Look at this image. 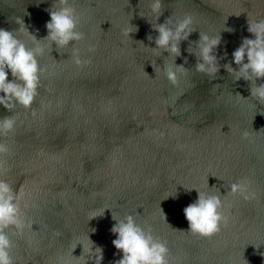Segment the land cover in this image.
<instances>
[{"label": "water", "instance_id": "95a60500", "mask_svg": "<svg viewBox=\"0 0 264 264\" xmlns=\"http://www.w3.org/2000/svg\"><path fill=\"white\" fill-rule=\"evenodd\" d=\"M161 2L158 21L152 0H69L84 39L58 49L42 40L58 0H0V28L44 49L32 106L0 105V119L15 120L0 135L8 146L0 179L23 193L26 223L22 233L6 230L14 264H95L88 237L110 264L122 257L112 215L128 214L167 242L169 264H264V103L251 97V82L223 67L242 38H252L247 20L264 19V0ZM186 15L195 31L181 41V55L154 50L152 25L168 18L172 27ZM17 18L38 41L16 31ZM199 33L221 36L215 77L197 72L196 55L186 51L198 52L191 42ZM73 48L86 63L73 62ZM174 62L185 67L175 85L164 72ZM241 180L255 198L231 193ZM196 189L222 200L227 223L211 237L188 231L183 209Z\"/></svg>", "mask_w": 264, "mask_h": 264}, {"label": "clouds", "instance_id": "9594fccd", "mask_svg": "<svg viewBox=\"0 0 264 264\" xmlns=\"http://www.w3.org/2000/svg\"><path fill=\"white\" fill-rule=\"evenodd\" d=\"M58 5L57 7L53 4L49 10L50 20L46 22L47 36L42 40L47 39L55 42L57 48L60 49L67 47L73 41L84 39V33L77 30L79 17L69 0H58ZM162 7L161 0H152L150 4L151 11L158 14V21L162 15ZM54 8L55 10H53ZM16 22L20 25L16 31H24L31 36L34 42L38 41L22 19L17 18ZM192 24L193 18L186 15L183 19L176 21L172 27L169 26L168 18L163 23L152 25L153 29L158 32V36L154 39L156 47L153 49H163L174 58L180 56L181 41L188 40L195 31L191 27ZM247 24V31L252 34V38H242L241 44L232 52V62L223 65V67L235 80L238 81L242 78L244 81L251 82V97L264 103V83H256L258 79H264V19H248ZM227 30L232 31V29ZM134 31H138V28L134 27ZM132 32L133 30L130 28L125 30L124 34L130 37ZM148 39L153 40V37L149 36ZM191 43L196 44L198 52L192 51L190 45L186 51L196 55V71L215 77L221 69L217 57L221 36L199 33L198 41ZM89 50H92L91 47ZM43 53V47L37 45L29 48L14 35V31L0 28V105L10 111L17 104L26 109L32 106L38 95L40 73L44 71L39 66L37 57ZM71 58L77 66L86 63L81 59L79 50L76 48H73ZM185 63H187L186 57ZM232 63L236 67H232ZM184 70L183 64L177 65L175 62L173 66L165 65L164 67L166 78L174 85L177 83V71ZM9 71L13 77L11 80L8 78ZM237 95L240 94L237 93ZM14 128L15 120L12 116L0 119V135L6 136ZM247 135L248 133L245 132L244 136L247 137ZM7 152L8 146L0 142V154ZM6 171L3 163H0V174L6 173ZM230 191L233 195L239 193L246 200L255 198V193L248 192V186L242 180L232 183ZM197 192V199L183 209L188 222V231L202 237H211L221 230L222 223H227V217L223 216L220 211L223 207L222 200L219 194H207L199 190ZM22 196L23 193L20 190L14 191L11 184L0 179V264H14L10 254L13 243L6 230L12 229L13 232L22 233L26 227L21 210ZM104 211L99 215L91 216L90 220L103 216ZM164 217L167 221L165 213ZM112 218L116 221L110 229L111 233L116 236L112 240V244L118 252H122V257L110 264H169L167 242L154 236L151 226L145 229L136 222L132 214H128L120 220H117L113 215ZM88 240L90 242L88 253L92 254L91 258H94L95 264H102L103 248L96 246L93 249L94 242L89 237ZM76 247L77 245L73 247L72 251Z\"/></svg>", "mask_w": 264, "mask_h": 264}]
</instances>
